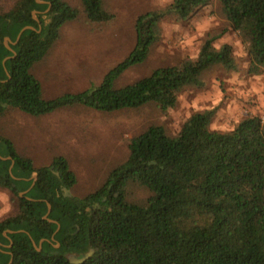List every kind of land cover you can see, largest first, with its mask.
Wrapping results in <instances>:
<instances>
[{
	"label": "trees",
	"instance_id": "1",
	"mask_svg": "<svg viewBox=\"0 0 264 264\" xmlns=\"http://www.w3.org/2000/svg\"><path fill=\"white\" fill-rule=\"evenodd\" d=\"M78 1L14 0L0 9V122L12 110L40 117L61 109L112 113L153 104L167 113L185 89L204 88L213 67L239 68L232 45L217 47L219 36H209L195 58L117 87L161 41L164 19L189 20L210 4L174 0L136 19L133 50L101 85L45 99L34 71L63 26L83 17L93 24L114 19L104 0ZM219 1L228 26L247 46L248 72L262 74L264 0ZM28 26L33 29L9 50L6 38L16 42ZM216 111L192 114L173 135L150 125L131 138L128 157L84 196L70 193L77 177L65 157L37 167L0 127V189L18 201V212L0 222V238L13 244L10 253L0 248V264H75L68 255L83 257L91 249L81 264H264V120L250 115L230 131H217L211 128Z\"/></svg>",
	"mask_w": 264,
	"mask_h": 264
},
{
	"label": "rangeland",
	"instance_id": "2",
	"mask_svg": "<svg viewBox=\"0 0 264 264\" xmlns=\"http://www.w3.org/2000/svg\"><path fill=\"white\" fill-rule=\"evenodd\" d=\"M79 5L78 0H68ZM114 19L105 24H93L84 17L67 23L48 61L34 71L40 81L43 97L55 99L65 94H77L102 84L107 72L125 59L136 43L135 21L147 12L170 5L174 0H104ZM14 0H0V9H7ZM163 37L151 50L145 63L127 70L117 87L130 85L151 75L159 67L173 66L195 58L209 37H217L215 45L230 44L239 64L237 71L220 66L204 74V88H187L179 95L177 106L163 113L150 104L136 110L102 113L87 108L61 109L35 117L12 110L0 122L4 134L12 137L22 152L35 153L37 167L50 165L51 157H65L77 177L72 195L84 196L99 187L110 170L129 154L132 137L153 124L162 125L171 135L180 131L194 113L216 108L211 128L230 131L243 118L256 115L264 120V72L251 75L247 46L224 18L219 0L210 4L189 20L174 17L162 22ZM41 129L47 136L35 150V132ZM32 135L31 142L27 137ZM40 157V158H39ZM136 191L138 198L145 196ZM0 222L18 212V201L6 189H0Z\"/></svg>",
	"mask_w": 264,
	"mask_h": 264
},
{
	"label": "water",
	"instance_id": "3",
	"mask_svg": "<svg viewBox=\"0 0 264 264\" xmlns=\"http://www.w3.org/2000/svg\"><path fill=\"white\" fill-rule=\"evenodd\" d=\"M37 2H40V0H37ZM34 18L37 20V17L35 16V13H34ZM28 29H33V27H24L21 31H20V33H19V35H18V37H17V40H16V42H12L9 38H6V42H5V45H6V47L9 49V50H12V48H11V44H16L19 40H20V38H21V35L23 34V32L24 31H26V30H28ZM8 58H6L5 60H4V64H5V62H6V60H7ZM11 169H12V167H11ZM33 179H34V181L37 179V176H34L33 177ZM28 192V191H27ZM27 192H24V193H21L20 195L21 196H24V195H26V193ZM48 208H49V212L48 213H50V211H51V205L50 204H48ZM45 218L47 219V216H45ZM8 233H13V231H7ZM6 232V233H7ZM44 242V240H42L41 241V244ZM38 250H41V248H38ZM94 253V250L93 249H91L88 253H86L85 254V256L83 257V258H81V259H75L73 256H71L70 258H69V261L71 262V263H75V264H81V263H83V262H85L88 258H90L91 256H92V254ZM74 258V259H73ZM10 264H11V262H10Z\"/></svg>",
	"mask_w": 264,
	"mask_h": 264
},
{
	"label": "crops",
	"instance_id": "4",
	"mask_svg": "<svg viewBox=\"0 0 264 264\" xmlns=\"http://www.w3.org/2000/svg\"><path fill=\"white\" fill-rule=\"evenodd\" d=\"M60 41V40H59ZM59 41H57V43L55 44V46H54V48H53V50L55 49V47L58 45V43H59ZM53 50L49 53V55L45 58V60L42 62L43 64L42 65H44L45 63H46V61H48V57L51 55V53L53 52ZM36 76V75H35ZM47 136V134H46V132H44V131H42L41 129H38L36 132H35V134H34V139L36 140V141H38V142H36V145L34 146L33 145V143L31 142V139H32V135L30 134L28 137H27V140H28V143L31 145V146H34V148H35V150H37V148L38 147H36L37 145H39V143H40V141H42L45 137ZM12 140H13V142L15 143V141H14V139L12 138V137H10ZM15 146L17 147V145H16V143H15ZM17 149L19 150V151H21L22 152V150L21 149H19L18 147H17ZM23 153H26L28 156H30L33 160H36L38 157H35L36 155H34L35 153H32V151H25V152H23ZM56 156H54V158H55ZM40 158V157H39ZM53 158V156L51 157V159L50 160H53L54 159Z\"/></svg>",
	"mask_w": 264,
	"mask_h": 264
},
{
	"label": "flooded vegetation",
	"instance_id": "5",
	"mask_svg": "<svg viewBox=\"0 0 264 264\" xmlns=\"http://www.w3.org/2000/svg\"><path fill=\"white\" fill-rule=\"evenodd\" d=\"M6 234L7 233H4V235L6 236ZM13 246V244L12 243H10V244H6V243H4V241L0 238V248L1 249H3V250H5V252H9V251H7V250H9L11 247ZM90 251V250H89ZM88 251V252H89ZM87 252V253H88ZM10 253V252H9ZM71 256H73L75 259H81V258H83L84 256H85V254H84V256L83 257H79L78 255H68V259L71 257ZM73 258V259H74Z\"/></svg>",
	"mask_w": 264,
	"mask_h": 264
},
{
	"label": "clouds",
	"instance_id": "6",
	"mask_svg": "<svg viewBox=\"0 0 264 264\" xmlns=\"http://www.w3.org/2000/svg\"><path fill=\"white\" fill-rule=\"evenodd\" d=\"M9 209L7 207H5L4 209L0 210V212H6L8 211Z\"/></svg>",
	"mask_w": 264,
	"mask_h": 264
}]
</instances>
